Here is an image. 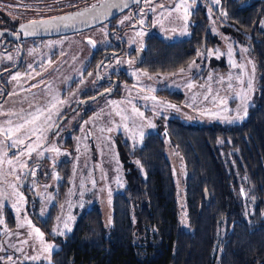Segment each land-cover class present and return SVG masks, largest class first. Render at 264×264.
Here are the masks:
<instances>
[{"label": "trees", "instance_id": "1", "mask_svg": "<svg viewBox=\"0 0 264 264\" xmlns=\"http://www.w3.org/2000/svg\"><path fill=\"white\" fill-rule=\"evenodd\" d=\"M216 11L227 13L222 28L256 63V104L239 125L171 121L133 151L121 145L126 188L112 198V227H104L97 206L81 212L52 255L55 264H264V32L258 26L264 1L221 0ZM204 31L196 23L180 42L150 37L148 73L172 74L189 66L208 48L209 33L202 46ZM168 153L179 156L185 169V223Z\"/></svg>", "mask_w": 264, "mask_h": 264}, {"label": "rangeland", "instance_id": "2", "mask_svg": "<svg viewBox=\"0 0 264 264\" xmlns=\"http://www.w3.org/2000/svg\"><path fill=\"white\" fill-rule=\"evenodd\" d=\"M28 0H0L1 6H10L18 8V2H27ZM36 2V10L41 3H54L52 7L68 8L72 6L73 2L77 0H34ZM264 1V0H263ZM179 0H159L157 3H148L143 5L142 12L144 15L143 26H132V20L127 17L121 18L117 22L118 31L114 36H120L128 44L129 47H138L140 42L149 36H158L166 43L180 42L187 39L190 35L189 27L193 24L190 20L192 16L197 17L199 24L203 23L202 18H206L205 24L209 32V44L206 50H200L195 58V65H192L189 70L187 66L183 74L180 70L172 74H149L148 76L141 75L140 71L136 70L133 62L128 64L130 67V76L133 82L127 87V91L118 97H104L94 103L98 110L96 119L97 133L95 134L96 143L93 147L89 146L86 140H83L81 146L77 143L73 144L74 148L70 153L74 156L73 161L68 164L67 178L55 179L51 184H46L42 187L35 184L31 187L28 194H22L26 198V203L21 208V217L26 214L32 223L39 227L45 233V240L53 245V250L49 253H42L34 251V247H39L38 242L33 237L28 236L29 229L25 226L19 227L21 220L16 215L15 208L12 207L14 197L6 202L0 200V220L4 223L0 224V264H55L52 260V255L61 247L64 238L70 235L73 231L75 221L79 214L83 211L97 206L101 215L104 227L108 230L113 225L111 202L114 195L122 193L126 188V181L124 177V168L122 161L118 154L121 145L129 147L130 151L141 145L142 140L139 135H136L135 140L133 134L143 131L144 136L149 134L162 133L171 121H177L186 125L195 126H209L212 124H221L224 126H235L245 121L247 116L242 121L233 123L226 122L225 117L230 118L235 114V109L240 104V99L234 94L233 89L240 91V85L236 82L235 77L242 75L245 82L251 75L253 64L255 65V73L253 79V91L248 95V109L254 107L256 98L258 96V72L256 63L249 55V50L244 46L231 32L222 28L221 12L216 11L219 6L212 3V0H195L194 4L190 5V15L187 19V26L185 28L184 21L175 19L177 13L168 15V9L173 7ZM164 5V8L159 5ZM155 7L156 11L151 9ZM44 8V7H43ZM211 9V11H209ZM183 10H181L182 15ZM150 13L152 22L149 25L145 19L146 14ZM163 14V15H161ZM123 15V14H122ZM159 18V20H158ZM123 21V23H121ZM259 29L264 32V17L259 21ZM175 28V31L171 29ZM92 31L96 32L99 46H104L107 40V33L105 26L94 28ZM89 33L90 35H92ZM142 31L144 35L137 37L136 33ZM93 38V37H92ZM233 47V59L238 64L246 66L247 71L240 72L239 68L233 69L229 63L227 55L228 45ZM246 48L247 52L242 49ZM208 50H219L223 55L217 58L215 55L208 57L206 55ZM88 53V51H87ZM203 54V55H201ZM252 63H248V61ZM136 72L137 75L132 73ZM228 76L233 77V89L227 88ZM211 77V79H209ZM224 78L221 83L220 79ZM148 78L147 81H144ZM191 83L193 87L188 88ZM135 86V87H134ZM147 89L141 91V89ZM148 89L154 91L149 92ZM164 90V91H163ZM211 90V95L209 91ZM161 91L174 93L181 98H174L167 101L164 96L161 97ZM219 93L221 98L227 101L226 107L230 109L228 112H220L211 102L215 99V94ZM209 95V100L205 101L203 97ZM145 96H155L156 101L152 99H144ZM195 98V99H193ZM109 101H116L119 108L125 109L123 115L129 116L127 121H122L121 116L116 114L115 106L111 105ZM130 102V103H129ZM159 102V104H157ZM175 105L179 109L177 111L173 108H164L166 105ZM135 105L143 118L134 116L131 113V107ZM224 105H221V108ZM164 108L163 111L160 109ZM210 109L212 112H220V116H212L208 113L201 115L204 109ZM135 120L137 127L132 128V121ZM127 124V129L125 128ZM152 125V126H150ZM112 131L109 132L108 129ZM104 129V131H101ZM173 179L176 186L177 202L182 215V223L184 222V212L182 211L184 202V178L185 169L179 156L168 153ZM4 157L0 155V161ZM133 163L138 167L137 161ZM10 166L3 163L0 166V193L10 192L9 184L12 175H8ZM92 181H95L93 187ZM43 211V215L40 213ZM73 217L69 221L71 232L65 231L64 235H52V230L58 225L63 228V219L68 216ZM5 228L7 231H5ZM19 233V236L16 235ZM222 230H220V235ZM221 237V236H220ZM27 239V244L21 241ZM22 249V251H18ZM26 256H38L36 260L26 259ZM11 257V259H8ZM214 257L217 259L218 250H215Z\"/></svg>", "mask_w": 264, "mask_h": 264}, {"label": "flooded vegetation", "instance_id": "3", "mask_svg": "<svg viewBox=\"0 0 264 264\" xmlns=\"http://www.w3.org/2000/svg\"><path fill=\"white\" fill-rule=\"evenodd\" d=\"M82 1L84 0L75 1L68 8H53L54 3L46 5L45 2L37 8L38 12L34 0L18 2L19 7L11 10L10 6L0 5V113L17 112L27 116L36 108L51 107L52 103H56L53 113L58 112L53 115V127L44 133L47 137L44 147L54 145L60 152H45L43 157L34 152L31 159L27 156L20 158L35 170V176L29 175L27 169L23 170V176L18 182V190L23 194H28L34 184L42 187L54 182L57 176L67 178L68 164L74 158L70 153L74 148L73 144L81 146L83 140H86L93 147L96 143V119L99 112L94 103L107 96L118 97L127 91V87L133 82L129 60L133 61L136 70L148 73L145 64L147 40L150 37L159 38L155 35L146 37L138 47L131 48L120 34L114 36L118 31L119 17H128L132 20V26L138 25L142 19L143 5L157 3L159 0H149L147 3L140 0V3L116 18L101 24L105 26L107 33L104 46H99L96 32L92 31L101 25L73 33L31 38H23L18 31L23 23L71 14L89 8L100 0H89L88 5L81 4ZM145 17L150 25L151 14L147 13ZM194 17H191L193 24L190 25L189 32L198 23L194 21ZM202 20L201 25L206 30L203 36H206L209 33L206 18L203 17ZM143 27L147 31V26ZM90 31L93 32L92 35L89 34ZM89 39L94 44H90ZM9 56L12 59H8ZM117 60L121 62L117 63ZM13 76H17V79L13 80ZM144 91L147 93L146 88ZM163 91L161 97L165 95L167 101L178 97L174 93ZM101 93L104 94L99 96ZM9 119L17 121L18 117L0 114V128L7 127ZM2 140L3 136L0 135V141ZM14 152L15 150H9L8 156L13 158L14 165L19 168ZM0 155L3 156V149H0ZM11 179L13 184L17 183L13 175Z\"/></svg>", "mask_w": 264, "mask_h": 264}, {"label": "snow or ice", "instance_id": "4", "mask_svg": "<svg viewBox=\"0 0 264 264\" xmlns=\"http://www.w3.org/2000/svg\"><path fill=\"white\" fill-rule=\"evenodd\" d=\"M137 3H140V0H136ZM149 2V0H145V3ZM221 0H212V3L215 5L219 6ZM107 3V0H106ZM195 0H179L178 3H176L173 7L168 9V15L171 16L172 13H177L175 19L177 20H183L184 21V26L186 28L187 26V19L189 17L190 13V5L194 4ZM102 8L105 7V5L101 6ZM108 7H127V4L124 3L123 5H117V4H112L108 5ZM159 7L164 8V5H159ZM96 8V5H92L90 9H86L83 12L77 13L75 16H64L59 18L60 21L64 24V26H69L71 22L77 21L78 19H83V22H88L86 19V15L90 14L93 12V10ZM181 10H183L182 15H181ZM151 11L155 12L156 9L153 7ZM211 11V9H209ZM103 15H107V11H104L102 13ZM144 14L141 13V16ZM163 15V14H161ZM223 16H227V13H221ZM93 19H98L99 14L93 15ZM127 19V17H126ZM159 20V18H158ZM123 23V21H121ZM140 25L143 26L144 24V19H141L139 21ZM54 25L51 23H46V22H36L33 21L29 25H24L22 26V31H24L28 35H34L39 28L43 27L45 29L52 28ZM135 27V25H133ZM172 31H175L176 29L173 28L171 29ZM144 33L142 31H138L136 33L137 37H142ZM90 44H94V42L89 39L88 41ZM142 50V47H141ZM243 52H247V49L244 48L242 49ZM203 55V54H201ZM206 55L208 57H211L215 55L217 58L219 56L223 55L219 50H208ZM228 58H229V63L231 64L233 69L239 68L241 73H244L247 71L246 66L243 64H238L234 59H233V47L231 44L228 45V52H227ZM8 59H12L11 56L8 57ZM120 60H117V63H120ZM133 61L129 60L128 63L131 64ZM248 63H252V61H248ZM192 65H195V61L192 62ZM192 65L189 66V70L191 69ZM185 69L181 68L180 69V74H183ZM255 73V65L253 64L252 70H251V75L249 76V79L247 82L243 79L242 75H237L235 77L236 82L240 85V91L236 92L233 89V77L228 76V83H227V88L228 89H233L234 94L237 96V98L240 99V104L237 106L235 109V114L232 115L230 118L225 117L226 122L228 123H233L237 121H242L246 116H247V109H248V95L253 91V79L252 77L254 76ZM133 75H137L136 72L132 73ZM91 75V73H89ZM144 76H148V73H143ZM149 79H152L151 76H148ZM13 80L17 79V76L12 77ZM211 79V77H209ZM220 82H224V78L222 77L220 79ZM188 88L191 89L193 85L189 83ZM135 87V86H134ZM141 91H144V89H141ZM149 92L154 91L153 89H148ZM209 91V95H211V90ZM209 95H205L203 99L205 101L209 100ZM215 99H213L211 102L213 105L217 108H220V112H228L230 109L226 107L227 101L224 98H221L219 93L215 94ZM152 99L153 101H156L155 96H145L144 99ZM55 99V98H54ZM195 99V98H193ZM64 101H58V103H63ZM111 105L115 106L116 114L121 116L122 121H127L129 119V116L123 115V113L126 111L125 109L119 108V104L116 101H109ZM130 103V102H129ZM159 104V102H157ZM221 105H224V107L221 108ZM56 108V103H52L51 107H44V108H36L34 112H29L27 116L22 115L21 113L17 112H4L0 113L5 116H17L18 120L13 121L11 119L7 120V127L5 128H0V135L3 136V140L0 141V149H3V156L4 160L0 161V166H2L3 163H7L10 166V172L8 175H13L14 179L17 181L16 184H9V188L11 189L10 192L6 193H0V200L7 201L11 198L14 197V200L12 202V207L15 208L16 210V215L17 217L21 220L19 227H27L29 229L28 236L33 237L35 241L38 242L39 247H34V251L42 252V253H49L50 251L53 250V245L49 243L48 241L45 240V233L41 231V229L37 226H35L32 223V220L29 219L28 215L25 214L23 217H21V208L22 206L26 203V198L25 196L18 190L19 187V181L23 176V170L27 169L28 174L31 176H35V170L29 168L28 163L25 160H21V157L27 156L28 159L32 158V154L35 152L38 156L43 157L45 152H54L59 154L60 149L53 146L44 147V143L47 141V137L44 135V133L48 130H50L53 125V115L58 114L53 113V109ZM164 108H173L179 111L178 108H176L175 105H166ZM164 108H161L160 110L163 111ZM220 112H212L210 109L205 108L203 112H201V115L208 113L212 116H220ZM131 113L134 116H138L140 118H143V113L139 111V109L135 106L132 105L131 107ZM125 128L127 129V124L124 125ZM152 126V125H150ZM137 127L135 120L133 119L132 121V128L135 129ZM101 131H104V129H101ZM109 132L112 131L111 128L108 129ZM136 135H139L140 139H143L144 133L143 131H139L138 133L133 134V139L135 140ZM9 150H15L14 156L15 159L19 165V168L16 167L13 163V158H10L8 156V151ZM56 179H59L57 176ZM93 187H95V181H92ZM241 192L243 193V189H241ZM43 211L40 213V215H43ZM73 219L70 215L66 218L63 219V228L61 229L59 225L52 230V235H64L65 231L71 232V227L69 224V221ZM4 221L0 220V224H3ZM5 231L7 229L5 228ZM17 236H19V233H16ZM29 241L27 239L21 241V243L27 244ZM18 251H22V249H18ZM26 259H31V260H36L39 257L38 256H26ZM8 259H11L9 257Z\"/></svg>", "mask_w": 264, "mask_h": 264}, {"label": "water", "instance_id": "5", "mask_svg": "<svg viewBox=\"0 0 264 264\" xmlns=\"http://www.w3.org/2000/svg\"><path fill=\"white\" fill-rule=\"evenodd\" d=\"M124 3L127 4V7H108V5H112V4H117V5H123ZM138 4L136 2V0H100L96 5V8L93 10L92 13L87 14L86 15V19L88 22H83V19H78L77 21H73L70 23L69 26H64V24L60 21L59 18L64 17V16H75L77 13L83 12L86 9H90L86 8L84 10L81 11H77L71 14H67L64 16H59V17H53V18H49V19H45V20H40V21H36V22H46V23H51L52 25H54L52 28L49 29H45L43 27L39 28V30L34 34V35H28L26 34L24 31H22V26L24 25H29L32 22L29 23H23L19 26L18 31L22 33V37L23 38H31V37H44V36H56V35H61V34H67V33H73V32H78L81 30H85L91 27H95L101 24H104L114 18H116L119 14L123 13L124 11H126L127 9H129L130 7H132L133 5ZM105 5L104 8H102L101 6ZM104 11H107V15H103L102 13ZM99 14V18L98 19H93L92 16ZM259 17V14H258ZM206 38V36H203V44H204V39ZM104 93H101L99 96H102ZM24 184V183H23ZM203 196V200L205 201L206 207L208 206L210 199L208 197L207 194V190H204L202 193Z\"/></svg>", "mask_w": 264, "mask_h": 264}]
</instances>
